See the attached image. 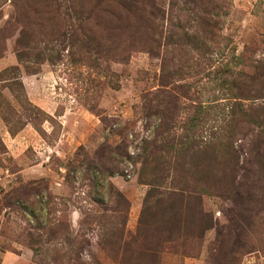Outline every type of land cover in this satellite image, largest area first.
<instances>
[{"label": "rangeland", "instance_id": "obj_1", "mask_svg": "<svg viewBox=\"0 0 264 264\" xmlns=\"http://www.w3.org/2000/svg\"><path fill=\"white\" fill-rule=\"evenodd\" d=\"M175 2L0 0V264H69L56 263L68 251L62 234L80 248L71 264H224L222 242L236 238L246 252L235 264H264L263 184L243 201L202 195L199 220L192 198L170 211L174 197L164 194L144 216L152 222L146 243L110 238L120 221L134 236L145 207L148 186L138 178L148 173L136 160L158 123L148 108L168 114L176 105L175 121L185 124L220 86L235 93L240 77L264 63V0ZM156 9L163 19L149 16ZM15 75L22 89L7 80ZM214 125L200 123L198 139ZM202 166L199 181L215 186L220 168ZM41 203L49 205L36 222L24 208ZM202 224L209 228L201 234Z\"/></svg>", "mask_w": 264, "mask_h": 264}, {"label": "trees", "instance_id": "obj_2", "mask_svg": "<svg viewBox=\"0 0 264 264\" xmlns=\"http://www.w3.org/2000/svg\"><path fill=\"white\" fill-rule=\"evenodd\" d=\"M175 1L177 0H171L170 7L175 5ZM178 1L184 2V5L187 4V0ZM208 1L210 2V0ZM149 16L154 20H157V17L163 19L162 12L158 9H156V12H150ZM210 22L211 19L206 23L209 30L208 34H210L213 29ZM185 34H187L186 31ZM173 35L174 34L171 36ZM190 37L196 38L193 34ZM26 38L27 32L21 31L16 41L18 47L23 46ZM16 56L18 61H21V55L17 53ZM260 65L262 64L260 63ZM210 67H212V65H210ZM6 71L9 73L17 71V69L11 68ZM4 73L6 72L4 71L3 75ZM28 73L30 75H35L38 71L34 70ZM19 78L20 77L15 75L7 80L10 81V85L22 89V83ZM240 78L241 79H239L236 84L235 81L237 79L233 81L235 84V93H231L227 87L224 88L220 86L218 89V97H214L205 108H202L201 104L195 106L199 109L198 115L185 124L180 125L177 120L175 121V118L179 116L178 112H175L177 109L176 105L172 107V110L171 108L169 109L170 111L168 114L163 110L162 113L160 110L152 111L151 113V108H148L150 114L157 118L158 123L155 125L151 139L143 142L142 155H138L136 160L137 162L141 161V166L144 168V170H141V173H148L147 179H143L141 176L138 178L141 184L148 186L144 201L145 207L140 214L135 235L131 236L126 233L124 229L126 225L124 221H120L119 225L121 224V227L123 226V230L116 231L112 228V232L114 233L110 232V238H112L113 242L126 239L130 243L137 241L142 244L146 243V240H148L150 236L149 231L152 222L150 220H145L144 216L145 214H150L149 211L152 207L160 205V199L164 194L174 197V200L169 204L170 211L173 206L182 203L179 201H181L185 195V200L187 198L191 200L192 198L194 201L192 215L197 219L206 216L201 210L200 197L202 195L243 201L250 198V195L257 185H264V63L260 67V71L253 77L248 78L244 76V78ZM246 78L249 80L247 81ZM248 86H250V88ZM247 101L250 102L249 105L244 104V102ZM206 122H212L215 125L211 126L206 133V137L200 141L198 139L200 134H197L196 130L200 123ZM178 129H180V133ZM248 136L251 138L254 137L252 141L256 140L257 144L255 145L252 142V144L242 146V149H240L241 146L235 147L234 144L237 137L247 139ZM204 141L206 143L202 146L201 144H203ZM206 149H210L211 153H214L211 154L212 158L210 155L207 156L205 154ZM122 153L123 154H120V156H127L126 151L124 153L123 150ZM197 156L200 160L197 159ZM203 156L206 157V159H203ZM199 164H203L204 166L202 167L204 169L211 167L214 171L220 168V170L217 171L220 178H218L215 186L207 187L204 179L199 181L198 175H203L197 172L200 168ZM255 166H257V169H254ZM113 170H115L114 167L112 170L108 169V178L112 176ZM208 173L217 176L216 172H212L211 170ZM167 180L170 181L167 182ZM95 185L97 186V184ZM108 190L111 195V184H109ZM116 193L115 196L118 198L117 200L115 199V203L121 201L124 205L123 212H126L128 208L127 201L124 200V197H122L120 193ZM34 196L38 197L37 195ZM48 205L49 204L41 203L39 206H28L24 208V211L28 212V215H31L32 219L38 222V217L35 215V212H42ZM109 211L116 213L120 210L119 208H110ZM169 216L176 219L173 224V227L176 228L178 213H171ZM155 222H158L156 218ZM47 224H49V222ZM206 226L207 225L204 226V224L199 226L201 234L209 228ZM143 227H145L146 230H144ZM105 230L107 231V229ZM61 232L59 233L61 234ZM62 235L64 244L68 246V251L62 258H57L56 263L59 262L58 260H65L67 263L71 264L76 260L80 248L77 247L74 238L69 239L68 234ZM49 236H55V238H57L58 235L53 234ZM37 243H40V241H37ZM33 244L31 238L30 241L28 239V246H32ZM222 244V249L226 251V260L224 264H235L240 260L242 254L246 252V246L241 244L239 238H236L231 244L228 242H222ZM150 251H156V249L152 248Z\"/></svg>", "mask_w": 264, "mask_h": 264}, {"label": "crops", "instance_id": "obj_3", "mask_svg": "<svg viewBox=\"0 0 264 264\" xmlns=\"http://www.w3.org/2000/svg\"><path fill=\"white\" fill-rule=\"evenodd\" d=\"M185 264V263H184Z\"/></svg>", "mask_w": 264, "mask_h": 264}]
</instances>
